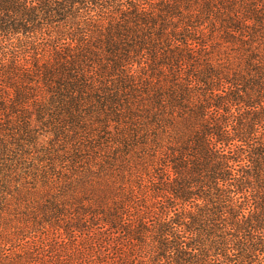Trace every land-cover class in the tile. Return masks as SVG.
I'll return each instance as SVG.
<instances>
[{"label": "trees", "instance_id": "16d2710c", "mask_svg": "<svg viewBox=\"0 0 264 264\" xmlns=\"http://www.w3.org/2000/svg\"><path fill=\"white\" fill-rule=\"evenodd\" d=\"M0 264H264V0H0Z\"/></svg>", "mask_w": 264, "mask_h": 264}]
</instances>
